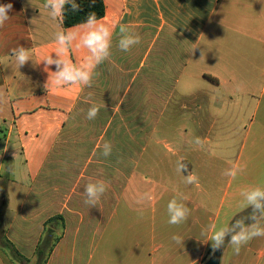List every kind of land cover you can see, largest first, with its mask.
<instances>
[{"label": "crops", "instance_id": "1", "mask_svg": "<svg viewBox=\"0 0 264 264\" xmlns=\"http://www.w3.org/2000/svg\"><path fill=\"white\" fill-rule=\"evenodd\" d=\"M9 3L0 27V237L28 264L45 248L43 264H204L211 241L202 231L246 218L241 190L264 183V0H103L112 55L91 88L61 89L44 87L40 61L55 56L62 22L45 0H0ZM120 24L141 37L130 52L116 47ZM21 45L31 61L18 68L12 50ZM86 54L73 46L69 58ZM89 92L104 105L93 120ZM181 158L198 185L176 171ZM233 164L246 166L235 179L223 174ZM98 179L109 187L90 207L84 188ZM144 193L153 199L137 203ZM181 193L190 215L170 225L167 204ZM132 212L154 223L125 220ZM228 245L220 264L224 255L226 264H264V237L239 254Z\"/></svg>", "mask_w": 264, "mask_h": 264}, {"label": "clouds", "instance_id": "2", "mask_svg": "<svg viewBox=\"0 0 264 264\" xmlns=\"http://www.w3.org/2000/svg\"><path fill=\"white\" fill-rule=\"evenodd\" d=\"M71 5L72 11L80 9L76 0H45L43 7L48 11V15L53 21L62 22V17L66 5ZM12 4H0V27L10 19ZM105 18H97L96 13H89L85 22L75 26L63 28L54 33L55 43L57 45L55 56L47 55L41 61L44 64V71L48 73V79L45 88L61 89L66 86H81L91 88L94 83V76L97 75L96 68L101 63L109 60L113 48V28L104 22ZM32 22V21H31ZM141 37L135 33L129 25H119V37L116 47L122 52H130L131 49L140 43ZM77 49H86L87 54L80 63H74L69 58V52L72 47ZM12 59L18 68L31 61V51L24 46H19L12 50ZM55 66V71L50 66ZM93 94L88 93L86 102H91V107L87 111V119L93 120L97 117L100 108L104 105L97 104L92 100ZM197 143L199 141L197 140ZM99 147V146H98ZM112 145L109 142L103 144L102 155L108 157L111 155ZM183 158L177 161L176 171L178 173H187L183 175V181L187 185H198L199 177L195 173L187 170ZM246 166L233 164L223 173L225 176L235 179L244 171ZM109 185L103 180L89 181L84 188L85 204L90 207H96L101 197L107 191ZM240 201L241 210L251 209L246 218L235 220L234 223H225L222 226L212 224L208 229L202 231L206 237L205 243L211 241L213 251L223 247L225 240L233 247L236 254H239L241 247L257 237H264V183L241 190ZM150 193L142 194L137 203L144 200H152ZM187 199L182 193L173 197L167 204L168 223L170 225H179L187 221L190 215V209L183 202ZM177 243L182 240L179 236L172 237Z\"/></svg>", "mask_w": 264, "mask_h": 264}, {"label": "rangeland", "instance_id": "3", "mask_svg": "<svg viewBox=\"0 0 264 264\" xmlns=\"http://www.w3.org/2000/svg\"><path fill=\"white\" fill-rule=\"evenodd\" d=\"M150 175H151V177H156L157 176V174L155 172L150 173ZM234 184H235V182L232 181L231 182V187H230V193L233 191ZM0 210H2V207H1ZM117 219H119V217L116 218V220ZM125 220H127V221L129 220L131 223H134V222L154 223L155 218H154V215L152 216V215H150L149 213H146V212L145 213H141V212L140 213L139 212L138 213H133L132 212V213L129 214V218L126 217ZM1 230H2V226L0 224V236H2ZM142 230H144V229H142ZM144 231L147 232L149 230H147V231L144 230ZM130 233L132 235H135L134 234L135 233V230L132 229ZM51 241H52V238H51ZM227 242H228V240H226L224 244L226 245ZM0 245H1L0 246V254H6L10 258V261H9L10 264H19V263H21V264H28V262L22 261V259L18 258L17 252L14 250V248L12 246H10L7 243H5L3 237H0ZM254 245H255V243L252 245V247H254ZM231 250H233V247L231 245H228L226 247V251H231ZM39 251H40V249H38V252ZM212 252H213V249L211 247V249L209 250V253H208L207 258L211 255ZM45 255H46V248L44 249L43 259L40 260V261H38L37 263L35 262L34 264H43ZM225 258H226V256L224 255V258L221 259V264H226Z\"/></svg>", "mask_w": 264, "mask_h": 264}, {"label": "trees", "instance_id": "4", "mask_svg": "<svg viewBox=\"0 0 264 264\" xmlns=\"http://www.w3.org/2000/svg\"><path fill=\"white\" fill-rule=\"evenodd\" d=\"M76 3L79 4L80 9L78 11H72L71 5H66L64 14L62 17V26L64 28L73 27L76 25H79L86 21L87 16L89 13H96L97 18L100 19L104 16V3L103 0H76ZM2 195V207L5 206V197L4 192ZM245 216L242 215L238 217V219H241ZM4 239V238H3ZM5 243L10 245L6 240Z\"/></svg>", "mask_w": 264, "mask_h": 264}, {"label": "water", "instance_id": "5", "mask_svg": "<svg viewBox=\"0 0 264 264\" xmlns=\"http://www.w3.org/2000/svg\"><path fill=\"white\" fill-rule=\"evenodd\" d=\"M221 254L222 248L213 251L204 264H220Z\"/></svg>", "mask_w": 264, "mask_h": 264}]
</instances>
